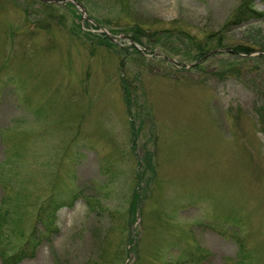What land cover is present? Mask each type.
Listing matches in <instances>:
<instances>
[{
    "label": "rangeland",
    "instance_id": "rangeland-1",
    "mask_svg": "<svg viewBox=\"0 0 264 264\" xmlns=\"http://www.w3.org/2000/svg\"><path fill=\"white\" fill-rule=\"evenodd\" d=\"M84 2L124 51L86 39L103 31L76 6L0 0L2 230L25 232L0 250L32 233L16 264H264V17L225 30L238 0ZM132 22L151 29L141 54ZM210 33L225 51L193 67L154 56L195 62Z\"/></svg>",
    "mask_w": 264,
    "mask_h": 264
},
{
    "label": "trees",
    "instance_id": "trees-1",
    "mask_svg": "<svg viewBox=\"0 0 264 264\" xmlns=\"http://www.w3.org/2000/svg\"><path fill=\"white\" fill-rule=\"evenodd\" d=\"M83 6L85 7V9H88L84 0H79ZM264 2V0H262ZM45 5L47 6H52V4L50 3H46L44 2ZM67 6H70L72 8H74V10H76V8L73 6L72 3H67ZM89 18L93 19L95 22L101 23V20H99L98 18H94L92 17L91 13H89ZM78 17L80 18V14L78 15ZM264 17V11H262L261 9L259 10L256 6H255V2L254 0H238V5L230 12V16H228V19L223 23V28L225 30H229L230 27L232 26H239L240 24H247L252 20H261ZM84 24L90 25V26H94L93 28H96V26L86 20H83ZM131 27H133V34H131V38L133 39V41L139 43L140 45H142V38L144 36H151L148 35L146 33H148V31H150L151 29L149 27H147L146 25H144L143 23H138V22H132L131 23ZM114 31V30H112ZM156 31V32H155ZM159 32L158 29H155L153 32L154 38L157 39V33ZM165 31H169L172 32L174 31V28H167L165 29ZM122 32H128L127 30L122 31ZM86 39H95L97 42H100V44L103 45H107V46H111L113 47L115 50H117L118 52L124 51V48L121 47V45L119 46V44L114 43L112 41H110V39H108V37L106 36V34L104 33H100V34H96V33H91V32H85L84 33ZM207 39L205 40H200V39H196L194 40L193 38L190 39V42L193 46V48L195 49L192 53L190 58L194 59L197 61V59H199L200 57H202L204 54H206L209 50L214 49L213 45H210L209 41H214L216 40L218 42L217 48L222 47L220 44V37H217V34L215 33H210L207 36ZM147 40V39H146ZM150 44L151 42L149 40H147ZM130 47V46H129ZM132 47V50L134 52H137L139 54H141L135 47ZM233 49L236 51L237 54L243 52V53H250L252 50V47H249L247 45H241L240 46H234ZM167 55H169V52H165ZM155 56V55H154ZM264 57V56H263ZM184 69V68H182ZM232 69V67L230 68ZM124 86V91H125V96L127 95V90H128V86L125 85V83L122 82V84ZM125 102L127 103V105L129 104V98L126 96ZM139 189H136L134 191L133 194H135V198L131 201L130 203V212L132 214V212H134V209L137 206L136 203V198L138 199L139 197V193H138ZM51 206L47 205L44 208V211L46 212V219H48L50 222L52 221V216L54 213V209L50 208ZM9 211V210H8ZM7 210L1 209L0 210V231L3 233L4 237L7 238V241L5 242L6 244H8V239L10 237V235L12 234V232H16L19 235L24 236L25 232L23 231L22 228H11V232H5L2 230V227L5 225V223L7 222V217H5L6 214H8ZM9 233V234H8ZM1 235V233H0ZM33 237L32 233L31 235L27 238L26 242V246L31 245L30 248H25V247H21L20 249H14L11 250L10 252L1 249L0 250V254H2V260L5 264H16L21 262L22 259L28 257V252L33 250V248L35 247V243L31 242V238ZM200 256L197 255L196 259H199ZM193 260H195L194 258H192Z\"/></svg>",
    "mask_w": 264,
    "mask_h": 264
},
{
    "label": "water",
    "instance_id": "water-1",
    "mask_svg": "<svg viewBox=\"0 0 264 264\" xmlns=\"http://www.w3.org/2000/svg\"><path fill=\"white\" fill-rule=\"evenodd\" d=\"M43 1H46V2H49V3H53V2L54 3H63L64 1H71V2L75 3L76 6H78L83 11V13H85V10L83 9V7L81 6V4L77 0H43ZM108 36L110 37V39H113V40H115V38H116L114 35H111V34H109ZM120 37H125V36L124 35H120ZM220 50H222V48L210 50V51H208V53H206L205 55H203L202 57H200L197 60V62H195V63L194 62L193 63L187 62V63H182V65L185 66L186 68L187 67H192V66L196 65L197 63H200V62L204 61L205 58H207L209 55H211L213 53H217ZM158 55L159 56H162V57L165 56L168 59V61H170L172 63H176V61H174L172 58H170V57H168L166 55H162V54H158Z\"/></svg>",
    "mask_w": 264,
    "mask_h": 264
}]
</instances>
